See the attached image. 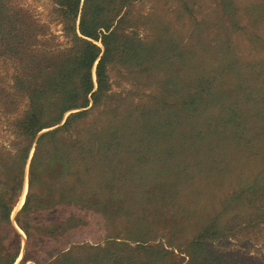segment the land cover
<instances>
[{
  "label": "trees",
  "instance_id": "16d2710c",
  "mask_svg": "<svg viewBox=\"0 0 264 264\" xmlns=\"http://www.w3.org/2000/svg\"><path fill=\"white\" fill-rule=\"evenodd\" d=\"M137 1L57 0L72 42L46 52L37 49L45 26L0 0V117L25 107L10 144H0V264H16L21 231L20 264H232L217 242L248 216L264 229V59L238 57L228 29L239 19L228 0L229 27L209 49L168 32L149 41L126 32ZM259 7L253 13L264 20ZM211 52L212 74L190 72ZM111 63L156 81L150 106L110 105ZM33 147L19 231L12 214ZM96 216L115 235L69 248L63 237ZM183 223L195 232L186 249L175 239Z\"/></svg>",
  "mask_w": 264,
  "mask_h": 264
},
{
  "label": "rangeland",
  "instance_id": "374dc122",
  "mask_svg": "<svg viewBox=\"0 0 264 264\" xmlns=\"http://www.w3.org/2000/svg\"><path fill=\"white\" fill-rule=\"evenodd\" d=\"M14 1L29 11L40 24L45 26V36L40 37L42 45L37 48L39 51L49 52L62 50L71 45V35L69 36V34L64 31V17L59 11L57 0ZM228 1L232 3V8H234V12L232 13L239 19L237 30L232 28L228 29L231 35L230 40H234L237 46H239L237 51H235L238 57L241 58V61L244 63L264 59V20L257 18V12L255 14L253 13V8L262 9L259 6L264 7V0ZM150 14L152 15L150 16ZM130 17L133 23H128L125 30L129 33L133 30H137V35L141 40L149 41L158 33L160 35H165L168 32L173 38L182 40L181 44L184 46L195 42L199 45V48L207 49H209L211 44H214L216 39L222 38L224 34L222 25L228 28L229 19H231V16L224 11L221 0H138L131 7ZM249 39H252L258 44L252 47ZM202 55L201 61L205 66L201 69L192 68L190 72H195L196 74L198 72L212 74L218 67V62L211 58L213 55L212 52L207 55L202 53ZM1 67L2 66H0V70L2 69ZM108 68L110 85L109 95H111L109 103L111 106L116 107L118 104H127L132 108H138L140 110L142 106H150L152 104L154 97L158 94L156 86L159 85L156 81L149 80L145 75L139 77L136 72L127 65H121L120 63H111ZM95 69L96 68L93 69L94 80H96ZM188 69L189 68H186L187 71ZM186 70H184V67H178V71L182 74ZM21 104L19 113H14L13 116H9L10 114H8L0 117V144L2 145L8 146L10 141L14 138L11 134L12 127L10 124L17 118L18 114L21 113V110L23 111L25 109L23 103ZM69 114L70 113L66 114L62 124L65 123ZM90 119H92V117ZM80 123L82 124L78 125L81 128L83 127V122ZM46 131L41 132L38 137ZM34 147L26 167L23 193L20 197V202H18L12 214L13 223L19 231L21 230L17 226L15 219L26 201L29 186L27 185V189L25 190L26 184H28L26 178L27 176L29 178V166L34 154ZM128 165L129 164L122 163L119 164V168H126ZM257 172L260 171L257 170L256 173ZM149 181L150 180L147 179L146 183H149ZM226 184H229L228 179L226 180ZM188 199L189 197L187 196L184 198V201ZM202 202H205V199L202 200ZM197 209L199 210V207H197ZM243 212L244 215L242 217H246V211ZM85 218L87 221L84 224L70 229V232L63 237L65 240H70L69 248L79 243H103L107 235L111 233L115 235L118 231L116 227L107 226L100 216L91 219H88V217H84V219ZM192 218L194 220L195 215H193ZM193 220L191 223L194 222ZM240 221L241 222L237 226L226 233V237L223 240L217 242L216 247L219 254H231L233 257L231 260L233 262L232 264H264V229L260 224V220L257 219V217L248 216L246 219H241ZM191 223H183L182 226L184 227L182 232L175 237L177 242L181 243V249H186V244L192 241L195 236V232L190 225ZM118 226L120 227L123 225L119 224ZM20 233L23 236L22 252L16 264H20L23 261L26 245V236L23 231ZM155 234L162 237L159 239L165 243L166 238L168 240V237H165L161 231H157ZM122 235L123 234H121V236ZM182 256H185V254ZM26 264L34 263L28 261Z\"/></svg>",
  "mask_w": 264,
  "mask_h": 264
},
{
  "label": "water",
  "instance_id": "95a60500",
  "mask_svg": "<svg viewBox=\"0 0 264 264\" xmlns=\"http://www.w3.org/2000/svg\"><path fill=\"white\" fill-rule=\"evenodd\" d=\"M26 180H27V182H28V176H27ZM27 185H28V184H27ZM23 249H24V248H23Z\"/></svg>",
  "mask_w": 264,
  "mask_h": 264
},
{
  "label": "bare ground",
  "instance_id": "6f19581e",
  "mask_svg": "<svg viewBox=\"0 0 264 264\" xmlns=\"http://www.w3.org/2000/svg\"><path fill=\"white\" fill-rule=\"evenodd\" d=\"M27 189V184H26V188H25V190ZM26 192V191H25Z\"/></svg>",
  "mask_w": 264,
  "mask_h": 264
}]
</instances>
